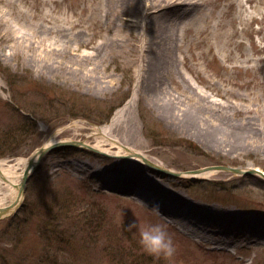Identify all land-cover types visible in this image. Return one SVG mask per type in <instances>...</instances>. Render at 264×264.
<instances>
[{"label":"rangeland","instance_id":"obj_1","mask_svg":"<svg viewBox=\"0 0 264 264\" xmlns=\"http://www.w3.org/2000/svg\"><path fill=\"white\" fill-rule=\"evenodd\" d=\"M196 3L176 29L181 49L164 87L176 96L179 118L167 121L138 84L142 4L124 24L101 16L98 0H0V161L11 181L21 176L22 160L49 139L95 143L94 129L117 112L128 114L110 138L166 167L264 171V0ZM71 26L86 33L80 45L72 44L81 52L95 53L111 32L124 39L105 56L99 87L39 70L38 60L66 46L58 29ZM146 37L138 43L145 46ZM181 73L196 95L185 90ZM200 102L215 111L198 112ZM185 112L194 119L184 120ZM110 155L70 145L47 151L17 206L0 217V264H264V227L232 223V238L240 242H206L132 195L99 187L90 174L96 165L124 160ZM82 160L91 164L88 171L76 168ZM165 179L192 201L264 219L258 174L214 169L207 177ZM12 195L11 183L0 179V204ZM217 232L213 228V236Z\"/></svg>","mask_w":264,"mask_h":264},{"label":"bare ground","instance_id":"obj_2","mask_svg":"<svg viewBox=\"0 0 264 264\" xmlns=\"http://www.w3.org/2000/svg\"><path fill=\"white\" fill-rule=\"evenodd\" d=\"M161 1L165 2L161 3ZM141 4L145 20L141 25L142 30L139 31L137 38V60L139 69L142 70L138 84L141 89L148 93L152 101H157L162 106L163 112H159L161 117L167 121L174 120L179 118L177 114L179 113L178 107L172 99L176 96L164 87V83L176 67L178 52L181 49L176 29H178L183 19L189 17L192 7L197 3L196 0H98V10L101 16L105 15L116 20L121 19L126 24L129 19L126 20L125 16L131 12V9L134 10ZM124 24L116 23L117 26L119 25V29ZM73 27L58 29L59 34L67 38L66 46L51 57L38 60L40 62L39 70L41 73L50 76L60 75L65 80L79 81L82 79V82H85L88 87H99L104 78L101 69L105 66V56L114 48H121L124 39L118 33L111 32L107 34V39H104L98 47L96 46L98 51L95 53L81 52L79 48H73L72 44L77 43V45H80L85 40L86 33L80 29L73 31ZM144 32L147 34L145 46L138 43V39ZM184 75L180 74L184 84L187 85L185 90L192 96L196 95L197 91L192 87L188 77ZM131 101L132 98L128 103ZM199 101H203V99H199ZM203 102H200L203 106H197L198 112L201 110L203 112L215 111L212 105H205ZM118 113L120 112H117L107 125L94 129L92 135L99 137L95 143L81 141L83 143L81 147L86 148V145H89L96 148L98 151L95 152L97 153L124 157L123 161L117 159L106 165H96L95 170L90 174L99 187L132 195L137 201L147 205L164 219L175 224L181 231L191 236H198L206 242L223 243L225 245L240 242L241 238H232V223L239 226V224L245 222L243 226L254 230L259 229L258 227H264L262 226V224L264 225L262 217L240 214L232 208H222L192 201L184 196L180 189L170 186L168 179H165V177L177 176L173 174L174 172L181 173L178 177L199 178L209 176L212 170L202 169L196 173L175 170L150 159L142 152L122 144L113 137L110 138L109 134L114 133L120 126L116 122L120 123L121 117L128 114V112H124L122 115ZM181 117L184 120L188 119L187 121L194 119V116L188 112L182 113ZM60 141L65 140L51 138L45 143V146ZM112 149L115 151L111 152ZM35 151L28 158L22 160L23 171L18 181H15V179L11 181L9 178L10 169L8 166H3V162L0 161V179H7L11 183L13 191V195L3 204H0V214L4 212V208L10 206L17 198L19 190L22 189L21 182L24 171L31 165L30 172L39 166V161L42 158L37 159L38 154ZM30 158L33 161L29 162ZM145 158L148 162L144 160ZM90 165L82 160L76 168L86 171L90 169ZM156 171L159 172V175ZM12 210L13 208L10 211ZM213 228L218 229L216 236H213ZM242 234L244 239L248 238L247 233ZM252 240L255 242L257 239L255 237Z\"/></svg>","mask_w":264,"mask_h":264},{"label":"water","instance_id":"obj_3","mask_svg":"<svg viewBox=\"0 0 264 264\" xmlns=\"http://www.w3.org/2000/svg\"><path fill=\"white\" fill-rule=\"evenodd\" d=\"M83 143L81 142V141H79V140H65V141H60L59 143H54V144H50V145H48V146H45V145H43V146H41V147H39L36 151H35V153L36 154H38V157H37V159H40V158H42V156L47 152V151H49V150H51V149H53V148H56L57 146H60V145H72V146H81ZM86 147H89V149H91V150H93V151H98L96 148H93V147H91V146H89V145H86ZM145 161H147V159L145 158L144 159ZM30 161H33L31 158L29 159V162ZM39 161V160H38ZM148 162V161H147ZM32 166V165H31ZM30 166V167H31ZM29 167V168H30ZM29 168L28 169H26L25 171H24V174H23V178H22V189H20L19 190V193H18V196H17V198L12 202V204L10 205V206H8L7 208H4V212L2 213V214H0V217H2V215H4L5 213H8V211L10 212V210L12 209V208H14L15 206H17V204H18V202H19V200H20V197H21V194H22V190H24L23 189V187H24V185H25V182H26V180H27V178H28V175H29V172H30V170H29ZM202 169H204V170H214V169H216V170H230V171H232V172H234V173H237V174H248V173H253V174H258V175H260L261 177H263L264 178V171H262V170H260V169H258V168H254V167H251V168H240V167H230V166H226V165H211V166H206V167H201V168H197V169H193V170H188V173H191V172H194V173H196V172H199V171H201ZM174 175H181V173L180 172H174L173 173Z\"/></svg>","mask_w":264,"mask_h":264}]
</instances>
